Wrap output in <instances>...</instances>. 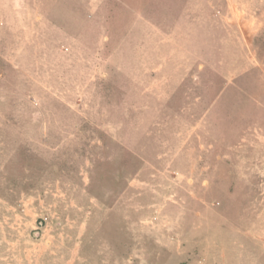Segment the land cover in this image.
Returning a JSON list of instances; mask_svg holds the SVG:
<instances>
[{
    "label": "rangeland",
    "instance_id": "obj_1",
    "mask_svg": "<svg viewBox=\"0 0 264 264\" xmlns=\"http://www.w3.org/2000/svg\"><path fill=\"white\" fill-rule=\"evenodd\" d=\"M0 264H264V0H0Z\"/></svg>",
    "mask_w": 264,
    "mask_h": 264
}]
</instances>
